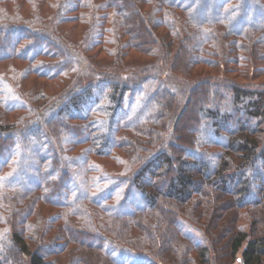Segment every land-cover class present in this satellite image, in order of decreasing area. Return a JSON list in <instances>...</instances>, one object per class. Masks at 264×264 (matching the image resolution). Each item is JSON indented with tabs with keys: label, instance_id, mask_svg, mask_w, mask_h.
Wrapping results in <instances>:
<instances>
[{
	"label": "trees",
	"instance_id": "trees-1",
	"mask_svg": "<svg viewBox=\"0 0 264 264\" xmlns=\"http://www.w3.org/2000/svg\"><path fill=\"white\" fill-rule=\"evenodd\" d=\"M259 14L264 0H0V264H264V84L186 76H263ZM160 47L170 70L129 69Z\"/></svg>",
	"mask_w": 264,
	"mask_h": 264
},
{
	"label": "rangeland",
	"instance_id": "rangeland-1",
	"mask_svg": "<svg viewBox=\"0 0 264 264\" xmlns=\"http://www.w3.org/2000/svg\"><path fill=\"white\" fill-rule=\"evenodd\" d=\"M222 1L223 0H215L216 3H219V2H222ZM143 8L146 11H148L147 7H143ZM204 16H205L204 13H201L200 14V17L201 18H203ZM262 20H264V14H259L258 15V19H257L258 23H261ZM243 24L244 23H240L237 26V28L238 29H241V27L243 26ZM68 27H69V29H71V26H68ZM153 30H154L153 32L155 34H157L159 37H162L163 34L165 33V30L163 28H156V29L154 28ZM160 49L161 50L153 58H144V57L138 56L137 54H134V53L132 54L131 53L128 56V58L126 59V62L129 64V67H132V68H129V69H132L133 70V69L142 67V66H144L147 63H156V64L159 63L160 65H162V67L164 69L170 70L169 69L170 68L169 65L166 66L163 61L160 63L161 59H163V57L160 56V55H162L163 48L160 47ZM172 54L174 56L175 53L172 52ZM172 54H171V56H172ZM170 60H168V61L170 62ZM247 69H250V72L251 73L248 76H245V77L233 76V75H231L229 73H226L227 70L224 67L221 68V69H209V68H206V67H203V68H193L192 71H191V75L186 74V76H189L190 78H194V79H199V78L204 77V76H216V77L218 76V77H224V78L225 77L232 78V79H234V80H236L239 83L244 84V85H250V84H253V83H261V84H264V75L261 76V75H258L256 73H254V70H255L254 68H252V69L251 68H247ZM126 71H127V69H126ZM173 77H174L175 80H177L175 82H178L181 85L183 84L184 79L181 78V77H183V75H176V76L173 75ZM24 83H25V85L27 87H31L32 84H34V83L35 84L36 83H41V82H38V81L34 80L33 78H30V79H28ZM52 83L51 82H46V85L48 86V88H49V86ZM47 90H48L47 92H49V93H56V92H58V89L56 87L53 88L52 90L51 89H47ZM183 93H184V89L180 90L179 93H178V95H179L178 97H179V99L181 101L183 100L182 102L184 103V99L181 96ZM186 115L182 118V121L185 120ZM186 131H187L186 133H191L190 129H186ZM19 178L20 177H15V181L16 182L19 181ZM34 180L37 181L38 178L37 177H34ZM133 206L136 207V208H139L141 206V201L136 196H135V198L133 200ZM36 211L40 213L41 218H42L43 221L44 220H47L48 218H50L51 216L55 215L58 212L57 209L52 208V207H49V206H45V205H43L41 203L37 205ZM37 218H38V216L35 215V217L31 221L32 222L33 221H36ZM218 220H219V218H218ZM243 223H245V221ZM55 224L58 225V224H61V223H56L55 222ZM226 242H227V240H225L223 242V245L226 246ZM71 249H77V246L76 245H71ZM224 251H225V253L227 252L226 249ZM64 260H65V257H64ZM117 261H118V259H117ZM236 264H238V263H236Z\"/></svg>",
	"mask_w": 264,
	"mask_h": 264
}]
</instances>
